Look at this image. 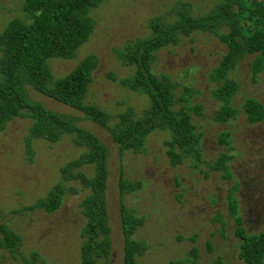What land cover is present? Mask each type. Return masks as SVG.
Listing matches in <instances>:
<instances>
[{
  "label": "rangeland",
  "instance_id": "1",
  "mask_svg": "<svg viewBox=\"0 0 264 264\" xmlns=\"http://www.w3.org/2000/svg\"><path fill=\"white\" fill-rule=\"evenodd\" d=\"M223 1L106 0L89 12L94 27L86 43L72 59L49 60L50 74L53 79L62 78L87 55H93L96 67L83 102L111 115L109 125L115 122L113 116L126 109L132 110L134 119L140 118L148 99L118 83L130 76L132 69L121 66L115 52L148 38L149 23L154 19L171 24L180 8H186L191 17L203 16ZM21 3L22 0H0V32L13 19L25 20L19 9ZM226 52V45L213 35L194 31L178 36L177 44L164 46L155 53L150 71L158 78L167 77L176 85L175 98L185 99L183 103H174L173 108L182 105L185 110L199 109L198 115L190 113L194 133L200 134L199 159L183 158L174 167L168 162L166 142L170 135L166 131L154 130L146 137L140 153L126 151L120 157L105 129L85 119L81 112L26 88L31 100L70 117L75 126L89 131L107 148L108 264H122L121 203L117 189L120 172L126 180L140 182V189L122 201L128 214L142 219L132 233L133 240L145 245L144 253L135 258L136 264H168L184 259L193 261L192 264H244L237 258L239 240L233 235L235 223L229 215L227 196L230 194L235 201V217L240 218L245 232H260L264 226V117L248 125L241 105L251 98L264 108V70L253 81V56L244 55L237 61L228 74L237 84L230 100L236 114L225 123L214 122L219 103L211 98L210 91L217 84L209 82L207 75ZM108 74L115 80L111 81ZM30 124L29 119L17 117L0 132V227L19 238L12 250L0 246V264H80L84 218L79 204L88 190L78 180H63L59 168L76 159L82 149L64 135L54 144L32 140L29 157L25 141ZM221 133L227 135L226 146L219 143ZM220 154L229 157L225 162L228 178L224 171L211 169ZM78 170L86 176L93 174L91 165ZM56 184L65 190L56 211L12 212L32 206ZM235 184L238 188L232 190Z\"/></svg>",
  "mask_w": 264,
  "mask_h": 264
},
{
  "label": "trees",
  "instance_id": "2",
  "mask_svg": "<svg viewBox=\"0 0 264 264\" xmlns=\"http://www.w3.org/2000/svg\"><path fill=\"white\" fill-rule=\"evenodd\" d=\"M104 1L22 0L19 9L25 20L13 19L0 32V132L14 118H27L31 121L25 141L29 157L32 140L54 144L64 135L82 149L76 159L59 168L63 180H78L82 188L88 190L79 204L84 218L80 232L84 239L80 247V264H108L110 245L105 205L107 148L89 131L75 126L70 117L50 111L31 100L26 88L81 112L85 119L105 129L117 146L120 157L126 151L140 153L146 137L154 130L166 131L170 135V141L166 142L168 162L174 167L183 158L199 159L200 134L194 133L190 123L191 111L198 115L199 109L185 110L182 105L176 110L173 108L174 103H183L185 99L183 96L175 98L173 90L176 85L170 83L167 77L158 78L150 71L155 53L164 46L177 44L178 36H188L194 31L211 34L226 45V54L207 75L209 82L217 84L210 91V96L219 103L213 117L218 123H225L236 114L230 100L237 91V84L228 74L237 61L244 55L253 56L250 66L253 81L264 70V1L252 0L246 4L242 0H224L199 17H191L186 8H180L173 23L164 25L154 19L149 23L151 35L148 38L115 52L120 65L132 69V74L118 83L147 97L148 106L141 112L140 118L134 119L132 110L126 109L113 116L115 122L109 125L111 115L83 102L91 82V72L96 67L93 55H87L72 71L57 80L52 78L47 66L52 59L74 58L76 50L92 34L94 22L89 12ZM108 78L115 80L111 74ZM241 108L248 125L256 124L264 117V108L254 99H246ZM226 136V133H221L219 137V143L225 146ZM224 155L220 154L211 169L224 171V177L228 178L225 162L229 157ZM84 165L92 166L91 176L78 170ZM237 188L236 184L232 186V190ZM117 189L121 203L122 264H136L135 258L144 253L145 245L133 240L132 233L136 226L141 225L142 219L128 214L122 201L126 195L140 189V182H130L120 172ZM64 191L60 184H56L32 206L12 212L41 210L52 213L60 206ZM229 195V215L233 216L235 223L233 235L239 240L238 260L244 264H264V226L256 234H247L240 218L235 217V201ZM0 231V246L12 250L19 242L18 236L4 226L0 227ZM192 263L184 259L168 264Z\"/></svg>",
  "mask_w": 264,
  "mask_h": 264
}]
</instances>
